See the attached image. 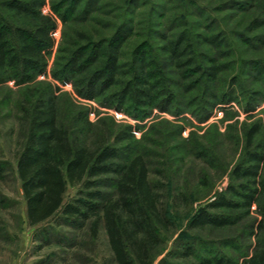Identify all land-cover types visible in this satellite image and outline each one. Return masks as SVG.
<instances>
[{
    "label": "trees",
    "instance_id": "16d2710c",
    "mask_svg": "<svg viewBox=\"0 0 264 264\" xmlns=\"http://www.w3.org/2000/svg\"><path fill=\"white\" fill-rule=\"evenodd\" d=\"M140 2L49 0L52 14H44L41 8L46 0H0V82L27 85L17 102L21 141L15 172L28 224L41 226L36 237L45 243L52 237L69 246L82 241L74 243V237L59 236L54 229L57 225L68 226L70 233L85 230L84 235L93 238L103 227L116 264H152L165 234L177 224L175 215L181 214L170 209L189 206V193L177 185L174 191L170 186L167 195L160 192L166 186L162 182L165 166L160 163L163 171H153L148 151L141 146L145 137L137 139L132 126L101 128L87 119L84 109L73 114V125L60 121L57 88L35 81L47 72L56 19L62 23V38L51 68L53 78L71 81L80 96L123 110L137 120L147 118L153 109L173 115L188 109L203 122L218 105L232 100L251 115L264 100V91L255 86L247 91L238 84L245 79L264 80V60L243 54L234 59L233 31L219 25L214 11L189 1L198 30L175 29L181 22L174 26L177 17L173 16L170 29L158 31L151 26L147 35L142 32ZM215 10L233 16L250 12L251 32L264 25V0H222ZM112 15L119 20L113 21ZM155 15L163 16L160 12ZM203 20L207 21L204 28ZM234 34L247 48L264 45V34ZM233 61L236 69L239 64L243 67V79L237 73L228 76ZM165 67L183 80L184 95L176 96L166 84L173 79L163 72ZM200 83L205 92L202 96L196 100L186 96ZM262 133L264 127L258 119L244 126L243 151L228 172L227 187L197 210H185V232L172 241V249L156 264H236L240 257L241 264H264ZM188 151L196 157L207 152L196 143ZM7 165L0 160V180ZM153 172L161 178H153ZM204 179L202 176L201 183L207 182ZM69 186L77 188L76 195L66 199ZM254 206L256 217L252 216ZM207 231L228 235L217 240L199 235ZM234 231H239L236 238L244 235L256 240L250 256L245 257L249 247L240 249L231 237ZM234 244L240 250L237 259L221 249Z\"/></svg>",
    "mask_w": 264,
    "mask_h": 264
},
{
    "label": "rangeland",
    "instance_id": "374dc122",
    "mask_svg": "<svg viewBox=\"0 0 264 264\" xmlns=\"http://www.w3.org/2000/svg\"><path fill=\"white\" fill-rule=\"evenodd\" d=\"M114 1L119 3L120 0ZM142 1L140 2L141 27L142 32L144 31L147 35H149L147 28L151 26L158 31L170 29L172 25L170 24L172 21L170 18H173V16L177 17L175 21H172L174 26L176 22H181L180 26L174 27L175 29L198 30V21L191 14L192 6L189 2L194 1L198 5L208 8L210 12L214 11L222 28L227 29L229 32L233 31V33H230V37L236 47L235 52H233L234 59L243 54L246 58L252 57L264 60V45L247 48L234 34V32H242L248 36L250 34H264V25L256 27L252 32L251 29L249 31L250 20L253 17L250 12H241L235 16L227 11L216 12L217 3L222 0ZM41 10L44 14H52L49 0H46ZM188 10L192 16L189 15ZM255 10L259 13V9ZM159 12L163 16L155 15ZM110 18L115 22L119 20L114 15ZM56 20L57 27L53 32L55 43L51 55L48 57L47 72L38 75L35 81L49 82L54 88H57L54 91L55 95L59 96L57 106L60 121L67 126L69 123L73 125L75 122L72 121L73 114L84 109L87 112V119L101 128L120 129L123 126H132L134 136L137 139L142 140L145 137L141 146L144 151H148L147 154L153 171H163L160 163L165 166L167 173H164L166 176L162 179V182L164 181L166 186L160 192L167 195L169 194V191H167L170 189L169 187L171 186L172 189L174 185H177L180 190L183 187L184 191L189 193V206L184 204V206L177 205L176 207L175 205L174 209H170L171 212L176 211L181 214L180 216L175 215L177 224L172 227V232L165 234L166 238L160 244V252L155 256L152 263L156 264L161 257L172 249V241L185 232L184 223L186 218L184 216L186 212L197 210L211 200L215 193L227 187L228 172L243 151L244 126L258 119L264 127V100L260 102L251 115L244 111L239 102L232 100L228 104L218 105L203 122L198 121L188 109H184L176 115L153 109L147 118L142 121L137 120L123 110H118L113 106L100 105L80 96L75 91L71 81L64 83L53 78L51 68L57 46L62 38V23L59 19ZM206 23L207 21L203 20L201 27L204 28ZM92 26L97 30H103L95 24H92ZM240 65L236 69V62L233 61L227 68L228 76L237 73L240 79H243L245 75H243V67L241 68ZM163 70L170 79H173L166 84L170 86L175 95L181 96V93L184 95L181 90L183 80H177L178 76L174 70H170L168 67ZM226 71L222 73V76ZM238 84H242L247 91L252 90L250 86H255L253 88L256 90L264 91V80L253 82L245 79L239 80ZM26 86L24 84L17 85L14 80L0 82V160L8 164L5 176L0 180V264H116L111 255L103 227H100L98 235L93 238L84 235L85 230L70 233L72 230L68 226L57 225L54 229L57 230L59 236L74 237V243L82 241L80 244L69 246L67 243L55 242L52 237L50 238L51 242L45 243L40 237H36V232L38 233L41 226H30L28 224L25 214V201L22 196L20 181L15 172L16 151L21 141V122L19 118L21 113L17 108V102ZM202 87V83L198 84L196 89L186 96L196 100L198 96L205 93L202 92ZM189 98L185 97V100ZM182 100L184 101V99ZM222 107L224 110L221 109ZM226 110H228L227 114H225ZM179 129H181L180 134L178 133ZM262 134L264 136V133ZM195 143L201 144L207 151L203 157H196V153L191 154L188 151ZM154 172L153 178L160 179L161 177ZM202 176L206 177L204 180L207 182L201 183ZM76 190V187L69 186L66 199L73 198L76 195ZM172 191L174 190L172 189ZM252 216H257L255 206L252 209ZM174 228H178V230L176 231ZM239 231H234L230 235H234L231 237L236 239L240 249L246 246L249 247L245 257L250 256L256 240L254 237L249 239L244 235H239L240 237L236 238ZM218 232L220 231H207L199 235L202 238L212 240L228 235V232ZM262 241H264V234ZM249 244L251 245L249 246ZM234 246H221V249L230 256H236L237 259L240 250L236 248L235 244ZM242 260L243 258H238L236 264H241Z\"/></svg>",
    "mask_w": 264,
    "mask_h": 264
}]
</instances>
